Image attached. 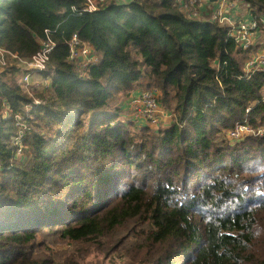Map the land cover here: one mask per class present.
<instances>
[{"label": "trees", "instance_id": "1", "mask_svg": "<svg viewBox=\"0 0 264 264\" xmlns=\"http://www.w3.org/2000/svg\"><path fill=\"white\" fill-rule=\"evenodd\" d=\"M239 1L264 17V0ZM84 6L0 0V46L56 43L48 89L0 77V264H264V135L226 137L264 127V71L244 72L264 41L242 50L178 0ZM74 34L98 56L87 71L69 61ZM137 87L159 90L168 126L122 117Z\"/></svg>", "mask_w": 264, "mask_h": 264}, {"label": "built area", "instance_id": "2", "mask_svg": "<svg viewBox=\"0 0 264 264\" xmlns=\"http://www.w3.org/2000/svg\"><path fill=\"white\" fill-rule=\"evenodd\" d=\"M119 1L129 3L135 0ZM110 2L111 0H85L82 12H97ZM178 4L190 19H208L213 23L229 27V36L236 41L237 46L242 50H249L263 37L264 17L254 18L251 15L250 20H238L231 14V10L237 6H246L239 0H178ZM211 5H214L212 9L207 8ZM72 10L77 11L75 7H72ZM39 45V51L31 57L20 56L0 46V77L5 72L17 70L18 85L29 96H33L35 90L43 91L50 87L51 81L45 77L44 73L48 68L50 56L56 46L51 30L44 31V37L39 41ZM68 45L69 61L76 63L82 70L87 71L98 62L99 59L93 46L82 41L77 34L72 36ZM257 71H264V46L252 55L244 65V72L248 78ZM159 96L160 92L157 88H146L138 95H134L133 91L128 98L123 100L121 112L129 111L131 114L129 118L137 126H149L156 129L163 125L166 115L171 117L159 104ZM35 102L39 103L38 101ZM4 107L6 114L10 112L8 105H4ZM15 120L18 122L19 127H25L20 116H16ZM263 135V126L255 128L245 123L229 131L226 137L230 142H237L250 136L260 137ZM22 138V133L15 138V144L18 146L17 157L23 153Z\"/></svg>", "mask_w": 264, "mask_h": 264}, {"label": "crops", "instance_id": "3", "mask_svg": "<svg viewBox=\"0 0 264 264\" xmlns=\"http://www.w3.org/2000/svg\"><path fill=\"white\" fill-rule=\"evenodd\" d=\"M111 2H114V3H117V4H126L127 3V2H120L119 0H111ZM213 7H214V5H211V6L207 7V8H209V9L211 8L212 9ZM231 14L233 16H235L238 20H250L251 19V14L247 11V9L245 8V6H243V5L242 6L239 5L236 8L232 9L231 10ZM144 89H146V88L137 87L134 90V95L140 94V92L143 91ZM121 106H122V102L119 103V107H121ZM130 116H131V114H130L129 111L128 112H125V113L122 112V117L123 118L125 117L126 119L131 120V118H129ZM171 122H172V118L169 115H166L164 117L163 125L162 126H168Z\"/></svg>", "mask_w": 264, "mask_h": 264}, {"label": "rangeland", "instance_id": "4", "mask_svg": "<svg viewBox=\"0 0 264 264\" xmlns=\"http://www.w3.org/2000/svg\"><path fill=\"white\" fill-rule=\"evenodd\" d=\"M264 41V34H263V37L261 38V42H263ZM17 83H18V78H17ZM123 119V118H122ZM124 119L125 120H129V119H126L125 117H124ZM153 129H155V128H153ZM91 259V258H90ZM94 259V258H93Z\"/></svg>", "mask_w": 264, "mask_h": 264}]
</instances>
